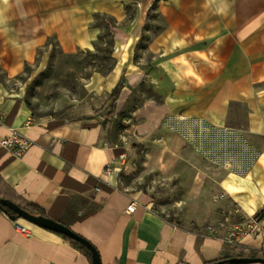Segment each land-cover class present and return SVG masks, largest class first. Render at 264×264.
Segmentation results:
<instances>
[{
	"label": "crops",
	"instance_id": "1",
	"mask_svg": "<svg viewBox=\"0 0 264 264\" xmlns=\"http://www.w3.org/2000/svg\"><path fill=\"white\" fill-rule=\"evenodd\" d=\"M98 16L113 34V68L91 75L92 99L68 102L80 113L34 114L11 82L51 40L66 54L95 50ZM121 81L113 117L141 85L153 94L114 139L105 112ZM14 131L33 143L20 155L0 146V197L86 238L102 264L264 258V0H0V139ZM150 172L183 203L211 200L209 208L187 224L167 218L148 189L125 183ZM235 209L261 213L263 230L230 246L223 228L208 227ZM0 264L92 260L60 233L0 209Z\"/></svg>",
	"mask_w": 264,
	"mask_h": 264
},
{
	"label": "rangeland",
	"instance_id": "2",
	"mask_svg": "<svg viewBox=\"0 0 264 264\" xmlns=\"http://www.w3.org/2000/svg\"><path fill=\"white\" fill-rule=\"evenodd\" d=\"M107 19L105 16H98L96 19L102 30L95 44V50L66 54L54 40H51L39 51L36 61L27 65L24 72L11 82V87L22 96L34 114L57 117L75 115L81 112V107L71 109L67 105L69 101L92 99V92L88 88L91 75L94 72L106 73L115 64L112 55L114 38ZM142 44L144 45V42ZM152 94L151 88L145 84L138 87L133 93V102L128 104L118 117H113V106L109 104L110 109L105 112V120L109 122V129L114 139L120 138L119 134L125 135L123 120L129 115V111ZM141 157L139 154V161ZM138 174L127 177L125 183H130V187L133 188L148 189L154 197V208L177 223L187 224L196 221L202 216L201 213H204L203 209L209 208L211 200L203 201L204 205L199 203L197 207H192L191 201L186 204L178 198L181 193L176 187L169 189L167 185L154 182L155 176L151 172L141 176ZM193 211L195 213H192ZM216 224L218 223L209 225Z\"/></svg>",
	"mask_w": 264,
	"mask_h": 264
},
{
	"label": "built area",
	"instance_id": "3",
	"mask_svg": "<svg viewBox=\"0 0 264 264\" xmlns=\"http://www.w3.org/2000/svg\"><path fill=\"white\" fill-rule=\"evenodd\" d=\"M32 143L33 142L29 137L18 131H14L10 136L0 139V146L11 150L16 155L25 152ZM135 208V202H131L127 207V211L132 213ZM260 219L261 213L246 216L239 209H235L231 216L226 217L223 222L216 225H210L208 227V232L212 235H216L219 233L220 228H223V242L230 246H236L239 245L242 239L247 235L254 237L259 236L263 230V227L260 224ZM15 226L22 234H30L29 229L26 226L20 223H16Z\"/></svg>",
	"mask_w": 264,
	"mask_h": 264
},
{
	"label": "water",
	"instance_id": "4",
	"mask_svg": "<svg viewBox=\"0 0 264 264\" xmlns=\"http://www.w3.org/2000/svg\"><path fill=\"white\" fill-rule=\"evenodd\" d=\"M0 205L11 210L12 219H17V218L25 219L37 226L50 229L60 234L66 235L69 238L81 243L90 250L92 264H102L99 252L96 249V247L89 240L77 234L76 232H74L64 224L52 220L49 217H46L42 214L32 213L29 210L25 209L20 204L12 200H9L7 198L0 197ZM253 262H260L264 264V258L263 257H232L215 262H210L208 264H247Z\"/></svg>",
	"mask_w": 264,
	"mask_h": 264
},
{
	"label": "trees",
	"instance_id": "5",
	"mask_svg": "<svg viewBox=\"0 0 264 264\" xmlns=\"http://www.w3.org/2000/svg\"><path fill=\"white\" fill-rule=\"evenodd\" d=\"M123 87H124V82L121 81V82H119V83L115 86V88H114L113 91L111 92V94H110V98H111V100H112V101H111V105H112V106H115V102H116V100H117V98H118V96H119V94H120V91H121V89H122ZM3 198H7V197H3ZM7 199L16 202V200H15L14 197H13V198L10 197V198H7ZM24 208L27 209V210H29L30 212L34 213L32 210H30V209H28V208H26V207H24ZM0 209L3 210V211H5L7 214H9V215L11 216L12 212H11V210H9L8 208H6V207L0 205ZM17 219H18V218H17ZM61 236H62L63 238H65L66 240H69L74 246H76V247L82 249V250H83V251H84V252H85V253L91 258V252H90V250H89L88 248H86L84 245H82L81 243H79V242H77V241H75V240L69 238V237L66 236V235L61 234ZM226 258L228 259V258H231V257H226Z\"/></svg>",
	"mask_w": 264,
	"mask_h": 264
}]
</instances>
